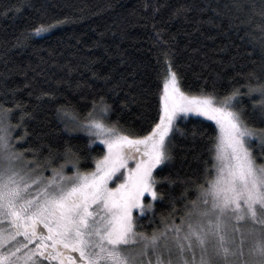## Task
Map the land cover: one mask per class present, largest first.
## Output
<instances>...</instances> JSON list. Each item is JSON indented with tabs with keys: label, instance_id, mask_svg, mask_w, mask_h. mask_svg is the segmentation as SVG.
<instances>
[{
	"label": "snow or ice",
	"instance_id": "obj_1",
	"mask_svg": "<svg viewBox=\"0 0 264 264\" xmlns=\"http://www.w3.org/2000/svg\"><path fill=\"white\" fill-rule=\"evenodd\" d=\"M33 7L31 0H14L0 6V18ZM194 12L211 13L197 25L222 29L227 21L228 31L246 45L243 56L252 67L242 73L245 91L232 87L221 95L201 87L199 94H189L165 48L159 118L146 135L126 134L118 121L112 122V105L103 94L91 100L83 116L70 103L57 109L65 132L89 137L86 156L71 140L56 147L40 142L18 148L29 136L25 121L36 117L21 101L0 105V264H264V0H222L215 6L186 0L171 18L189 21ZM66 22L26 29L14 47ZM96 62L89 58L84 67L111 85L113 94L127 89L126 109L142 104L146 98L131 91L139 86L135 71L129 73L131 82L128 76L113 81L111 73L92 69ZM243 96L249 98L250 113ZM42 97L55 99L48 91L36 99ZM189 114L213 121L218 135L179 128L178 118ZM17 128L21 135H15ZM176 133L206 141L208 158L201 161L198 183L157 172L176 159ZM97 144L105 151L94 156ZM82 159L94 168H81ZM177 184L179 197L172 192ZM165 200L173 212L180 202V222L162 217V227L145 231L139 218L154 216L157 203Z\"/></svg>",
	"mask_w": 264,
	"mask_h": 264
},
{
	"label": "trees",
	"instance_id": "obj_2",
	"mask_svg": "<svg viewBox=\"0 0 264 264\" xmlns=\"http://www.w3.org/2000/svg\"><path fill=\"white\" fill-rule=\"evenodd\" d=\"M33 8H27L19 16L11 13L0 18V105L12 107L21 101L26 111H32L34 120H26L29 136L27 142L17 147H36L38 143L62 146L65 140L86 156L88 138L77 132L64 131V124L57 115L60 105L70 103L85 115L91 109V100L99 94L105 95L112 105L110 120L119 123L120 128L133 136L146 135L159 118V95L166 75L162 52L165 48L172 53L174 69L182 79V86L189 94H199L200 88L211 92L213 88L221 95L232 87H241L244 76L252 65L243 56L246 45H242L234 32L228 31L227 21L222 29L208 24H196L207 19L211 13L194 12L189 21L172 19L175 7L186 0H31ZM200 4H215L222 0H195ZM14 0H0V6H7ZM148 5L146 8L145 6ZM159 11L155 12L154 8ZM52 31L32 36L23 47H14L16 37L26 29L31 30L40 23L65 20ZM199 27V31L196 27ZM157 33L160 35L157 36ZM103 34V35H101ZM99 45V46H98ZM236 56L235 66L232 57ZM89 58L97 62L92 69L98 74H112L113 81L122 76L131 77L135 71L139 86L132 89L146 99L142 104L128 105L125 91L113 94L111 85L95 78L92 71L84 67ZM26 85H28L26 87ZM146 89V91H142ZM45 91L54 94L55 99L37 96ZM241 91H245L241 87ZM247 112L252 107L249 98L240 97ZM37 105L39 107L37 108ZM130 109V110H129ZM18 112L13 113L16 123ZM255 122V121H250ZM258 123V122H257ZM190 133L193 128L205 130L213 136L217 128L210 122L187 117L178 124ZM17 128L15 135H21ZM177 145L174 162L157 169L162 175L179 174L181 178L191 177L197 183L203 178L202 160L208 158L206 141L175 134ZM94 145L92 154L103 152ZM26 155H31L27 153ZM81 168H94L90 160H81ZM180 196L181 186L172 189ZM193 195L191 192L188 194ZM173 212L167 200L156 205L155 215L139 218L145 231L162 227V217L175 219L179 223L181 204L176 203Z\"/></svg>",
	"mask_w": 264,
	"mask_h": 264
},
{
	"label": "rangeland",
	"instance_id": "obj_3",
	"mask_svg": "<svg viewBox=\"0 0 264 264\" xmlns=\"http://www.w3.org/2000/svg\"><path fill=\"white\" fill-rule=\"evenodd\" d=\"M187 117H195V118H199V119H202V120L208 121V120H206L204 117H197V116H195V115H193V114H189ZM187 117H183V116H181V118H178V120H177L176 123L178 124L181 120H183V119H185V118H187ZM208 122L212 123V124L216 127V125H215V123H214L213 121H208ZM217 131H219V130L217 129ZM77 133L82 134V135H84L86 138L89 139V137H88L84 132L80 131V132H77ZM98 145H99V144H98ZM99 146H101V147L103 148V150L105 151L103 145H99ZM132 163H133V162L130 161V165H131ZM45 175H50V173H49V172H45ZM140 218H141V217H140Z\"/></svg>",
	"mask_w": 264,
	"mask_h": 264
},
{
	"label": "flooded vegetation",
	"instance_id": "obj_4",
	"mask_svg": "<svg viewBox=\"0 0 264 264\" xmlns=\"http://www.w3.org/2000/svg\"><path fill=\"white\" fill-rule=\"evenodd\" d=\"M18 239H22V238H18Z\"/></svg>",
	"mask_w": 264,
	"mask_h": 264
}]
</instances>
